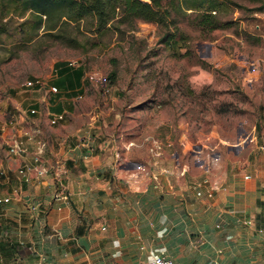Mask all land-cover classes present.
<instances>
[{
	"label": "rangeland",
	"instance_id": "1",
	"mask_svg": "<svg viewBox=\"0 0 264 264\" xmlns=\"http://www.w3.org/2000/svg\"><path fill=\"white\" fill-rule=\"evenodd\" d=\"M161 1L171 13L167 23L125 21L117 7L105 26L86 17L52 29L0 0L7 27L0 36V150L28 125L22 119L38 87L26 82L49 81L77 61L82 133L124 170L193 184L228 181L260 164L264 0Z\"/></svg>",
	"mask_w": 264,
	"mask_h": 264
},
{
	"label": "crops",
	"instance_id": "2",
	"mask_svg": "<svg viewBox=\"0 0 264 264\" xmlns=\"http://www.w3.org/2000/svg\"><path fill=\"white\" fill-rule=\"evenodd\" d=\"M72 69L37 86L28 125L0 150V264H139L162 253L179 264H264V156L245 175L209 178L213 192L124 170L82 133ZM60 182L67 200L55 197Z\"/></svg>",
	"mask_w": 264,
	"mask_h": 264
},
{
	"label": "trees",
	"instance_id": "3",
	"mask_svg": "<svg viewBox=\"0 0 264 264\" xmlns=\"http://www.w3.org/2000/svg\"><path fill=\"white\" fill-rule=\"evenodd\" d=\"M208 5H209V1ZM14 6H22L24 12L34 16L35 22L42 25L49 22L55 29L59 24L65 25L86 17H93L99 26H105L111 10L122 8V18L130 21L141 18L156 23H167L171 18L168 9L163 8L161 0H9ZM209 23L208 21H206ZM7 32V27L0 22V36ZM68 46H78L79 41L68 34H59Z\"/></svg>",
	"mask_w": 264,
	"mask_h": 264
},
{
	"label": "built area",
	"instance_id": "4",
	"mask_svg": "<svg viewBox=\"0 0 264 264\" xmlns=\"http://www.w3.org/2000/svg\"><path fill=\"white\" fill-rule=\"evenodd\" d=\"M78 62L77 61H70L69 63H67V66L69 67H74L76 68L78 66ZM46 85V81L44 79H41V78H34L32 80H29L26 82V87L28 88H34V87H37V86H45ZM51 92H58V88L57 87H51ZM32 113L35 112V110H31ZM64 116L63 115H56L55 118L52 119V124H56L59 120L63 119ZM88 147L90 148V150H94V147L92 146V143H88ZM23 172V171H21ZM203 184H207L209 187H210V190L211 192H213L215 190L214 187L211 186V183H210V179L209 178H205L203 181H202ZM59 187H60V190L58 193H56L55 197L57 199H65L67 200L68 199V195H67V192H66V187L64 185L63 182H60L59 184ZM7 201V199H6ZM139 264H179L177 261H175L174 259L166 256L165 254H159L157 256H155L152 260L150 261H146V262H140Z\"/></svg>",
	"mask_w": 264,
	"mask_h": 264
}]
</instances>
